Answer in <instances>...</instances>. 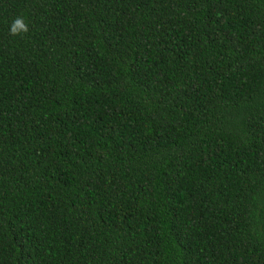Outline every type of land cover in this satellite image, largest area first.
<instances>
[{
  "label": "trees",
  "instance_id": "obj_1",
  "mask_svg": "<svg viewBox=\"0 0 264 264\" xmlns=\"http://www.w3.org/2000/svg\"><path fill=\"white\" fill-rule=\"evenodd\" d=\"M0 264H264V0H0Z\"/></svg>",
  "mask_w": 264,
  "mask_h": 264
},
{
  "label": "clouds",
  "instance_id": "obj_2",
  "mask_svg": "<svg viewBox=\"0 0 264 264\" xmlns=\"http://www.w3.org/2000/svg\"><path fill=\"white\" fill-rule=\"evenodd\" d=\"M28 30V25L25 23L23 17H17L11 25L10 34L15 36L21 33H27Z\"/></svg>",
  "mask_w": 264,
  "mask_h": 264
}]
</instances>
